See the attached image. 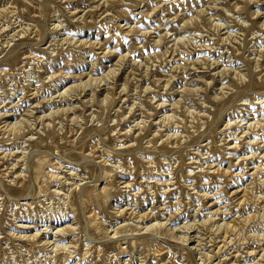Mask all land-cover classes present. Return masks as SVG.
<instances>
[{
	"label": "rangeland",
	"instance_id": "obj_1",
	"mask_svg": "<svg viewBox=\"0 0 264 264\" xmlns=\"http://www.w3.org/2000/svg\"><path fill=\"white\" fill-rule=\"evenodd\" d=\"M0 264H264V0H0Z\"/></svg>",
	"mask_w": 264,
	"mask_h": 264
},
{
	"label": "bare ground",
	"instance_id": "obj_2",
	"mask_svg": "<svg viewBox=\"0 0 264 264\" xmlns=\"http://www.w3.org/2000/svg\"><path fill=\"white\" fill-rule=\"evenodd\" d=\"M187 226V225H186ZM234 229V228H233ZM115 235V234H114ZM225 238V237H224Z\"/></svg>",
	"mask_w": 264,
	"mask_h": 264
}]
</instances>
